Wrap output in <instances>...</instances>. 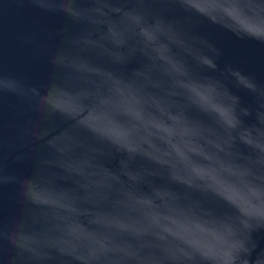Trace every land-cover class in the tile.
<instances>
[{
    "label": "water",
    "instance_id": "water-1",
    "mask_svg": "<svg viewBox=\"0 0 264 264\" xmlns=\"http://www.w3.org/2000/svg\"><path fill=\"white\" fill-rule=\"evenodd\" d=\"M0 264H264V0H0Z\"/></svg>",
    "mask_w": 264,
    "mask_h": 264
}]
</instances>
